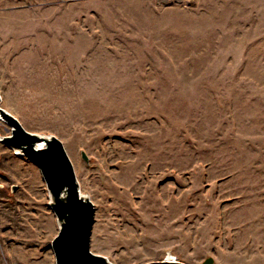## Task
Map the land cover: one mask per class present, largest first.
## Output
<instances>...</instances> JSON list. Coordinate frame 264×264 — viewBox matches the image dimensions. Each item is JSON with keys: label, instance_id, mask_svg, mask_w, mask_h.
Returning <instances> with one entry per match:
<instances>
[{"label": "rangeland", "instance_id": "obj_1", "mask_svg": "<svg viewBox=\"0 0 264 264\" xmlns=\"http://www.w3.org/2000/svg\"><path fill=\"white\" fill-rule=\"evenodd\" d=\"M0 106L62 141L92 251L264 264V0H0ZM47 201L0 142V264H54Z\"/></svg>", "mask_w": 264, "mask_h": 264}, {"label": "water", "instance_id": "obj_2", "mask_svg": "<svg viewBox=\"0 0 264 264\" xmlns=\"http://www.w3.org/2000/svg\"><path fill=\"white\" fill-rule=\"evenodd\" d=\"M0 119L9 127L7 134L0 135V142L35 164L45 183L47 204L57 225L50 242L54 264H115L109 256L90 249L94 205L88 193L81 191L62 141L51 133L25 129L1 106ZM81 156L86 160L83 151ZM159 262L184 264L170 250Z\"/></svg>", "mask_w": 264, "mask_h": 264}, {"label": "flooded vegetation", "instance_id": "obj_3", "mask_svg": "<svg viewBox=\"0 0 264 264\" xmlns=\"http://www.w3.org/2000/svg\"><path fill=\"white\" fill-rule=\"evenodd\" d=\"M164 257V256H163ZM163 259V258H162ZM162 259H160V260H162ZM160 260H151V261H147V262H144V263H142V264H162V263H160L159 261ZM114 262V261H113ZM115 263V262H114ZM116 264V263H115Z\"/></svg>", "mask_w": 264, "mask_h": 264}]
</instances>
